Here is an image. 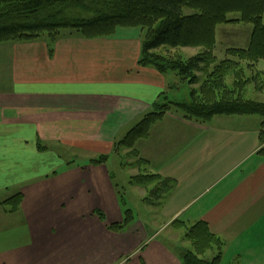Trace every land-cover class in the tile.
<instances>
[{"label":"crops","instance_id":"obj_1","mask_svg":"<svg viewBox=\"0 0 264 264\" xmlns=\"http://www.w3.org/2000/svg\"><path fill=\"white\" fill-rule=\"evenodd\" d=\"M244 29L243 43L226 47H248ZM142 37L140 28H118L107 37L0 45V205L24 196L22 218L3 223L0 206V264H114V239L134 237L136 225L120 234L105 226L123 211L108 159L87 162L109 158L113 143L175 87L170 73L138 64ZM256 67L264 72V59ZM262 122L258 115L200 122L167 111L134 146L163 190L150 201L132 186L160 209L148 220L204 221L225 241L220 264H264Z\"/></svg>","mask_w":264,"mask_h":264},{"label":"trees","instance_id":"obj_2","mask_svg":"<svg viewBox=\"0 0 264 264\" xmlns=\"http://www.w3.org/2000/svg\"><path fill=\"white\" fill-rule=\"evenodd\" d=\"M185 9L194 12L186 14ZM229 13L238 16L229 18ZM232 22L252 24L248 47L229 49L228 54H233L237 60L224 59L212 70H205L214 61L210 50L215 45L217 25ZM118 28L142 30L140 66L151 67L163 74L173 72L179 77L178 85L197 83L198 72H203L205 78L198 91L190 90L188 102L169 101L146 113L113 143V151L118 148L131 150L136 141L147 137L151 127L171 109L180 112L183 118L200 122H208L219 115H258L264 118V102L243 96L249 82L258 83V89H262L264 72L258 70L256 64L264 59V0H0V44L33 41L42 35L48 36L49 44H52L60 36L71 33L84 38L107 37ZM188 46H204L208 50L184 57L178 48ZM241 61H245L250 71L255 68V74L246 76L239 67ZM228 75L233 77L230 86L225 82ZM260 139L263 146L259 153L264 157L262 129ZM131 151L135 153L134 149ZM107 159L106 154H101L90 162L100 165ZM145 163L136 158L134 164H127L140 169L131 176L130 183L146 186L148 192L153 193L154 188L147 185L154 181L161 184L160 176L146 170ZM117 194L121 196L122 191L118 190ZM18 200L19 194L5 201ZM94 213L105 221L101 210L96 209ZM132 220L133 213L126 208L121 221L106 227L123 232ZM180 223L174 222L173 225ZM179 227L188 229L185 235L192 242V249L185 253L183 264H220L225 241L214 235L206 222L200 220Z\"/></svg>","mask_w":264,"mask_h":264},{"label":"rangeland","instance_id":"obj_3","mask_svg":"<svg viewBox=\"0 0 264 264\" xmlns=\"http://www.w3.org/2000/svg\"><path fill=\"white\" fill-rule=\"evenodd\" d=\"M184 11L186 14H190L194 12V10H190V9H185ZM237 16H238L237 13H229V18H234ZM218 26H219L218 40L216 39L217 37H215L214 34L215 45L210 50L211 54L213 55L214 61L209 66L206 67L205 70L207 71L212 70L214 66L221 60L224 59H230L233 61L237 60L236 56H234L231 53L228 54L227 51L231 49V47L228 48L226 46L241 45V42L243 43V40H245V34L242 33V29L244 31L245 30L244 28H247V30H251V32L253 30L252 24L247 22L222 23L217 25V27ZM41 38H45L49 43V38L46 35H42L40 38L28 42H34ZM236 41L237 44H234V42L236 43ZM11 43H22V42H7L1 44H11ZM195 49L196 50L198 49V51H196ZM203 50H208V49L205 48L204 46H199V47L188 46V47L178 48V52L184 57H191ZM171 51L173 52L174 49H172ZM241 62L242 63L239 65V67H241L245 71L246 76H251L252 73L255 74L256 71L255 68L250 71V69L246 66L245 61H241ZM169 73L171 75L172 80L176 82V84L175 87L166 90L167 98H163L160 104H164L169 101L188 102L190 100V90L194 88V90L198 91L202 83V80L205 78L203 72L201 73L198 72L197 83L191 85L188 82H184L178 85L179 82L177 81L179 80V77L176 76L173 72H169ZM225 82L229 86L232 85L233 77L231 75H228L225 78ZM259 86L260 85H258V83L249 82L243 91L244 98L254 101L264 102V79L262 81V89H258ZM134 146L132 147V149H134L135 152L134 154L131 151L132 149L130 150L129 148H123L121 150V148L120 149L118 148V150H114L113 153H110L108 155L109 158L107 161V166L109 168V171L111 172L110 174L112 177L113 184L117 191L118 190L120 192L122 191L121 196H119L118 194L116 196L119 202H121V200H124V204L121 205L123 211L125 210V208L131 209L133 213V220L131 221V223L128 224L127 228L123 232H114L109 229L107 230L111 231V233L113 232V234L115 233L120 234L127 231L130 232L132 226L136 225L133 231V236H134L133 238L130 237L126 238L124 241L114 239V244L112 246L114 250V255L116 251H118L119 253L117 259L115 258L114 264H121L124 262L125 264H183V258L185 253L192 249V245H191L192 242L190 241L189 238H186L185 235L188 229L186 227L185 228L179 227L181 224H185V223L181 221L182 223H180L179 225H173L174 222L179 221L178 219H174L173 221L170 222L168 226H161L160 225L161 218H155V220H148L151 214L157 215L160 209L155 207L149 208L146 204V201L142 200L143 197L139 195L136 189H132V186L134 185L130 183L131 180L130 178L132 175L137 174L140 169L137 167L129 166L127 164L128 163L134 164L136 158L144 160L142 158H139L138 153ZM70 157H71L70 154L66 152L61 155V158L64 160L66 159L68 160L70 159ZM87 163L90 166H96L92 164L90 161H88ZM145 167L147 170L148 169L147 162L145 163ZM154 184H156V187H154ZM158 184H159L158 181H154L149 183L147 186H149L150 188H154L153 190L154 193ZM136 186L141 187V188H137L141 193L146 192L145 194L148 200L150 201L154 200V194L151 193L150 191H149L150 193L148 192L149 189L148 187L145 188L146 186H140V185H136ZM159 190L160 191H157V194L159 195L158 199L161 200L163 190H161V188H159ZM17 194H19L18 201L15 202L5 201L13 197L14 194H12L9 196V198L7 197V199L1 202L2 203L0 205L2 212L1 217L3 218V219L1 218V221L3 223L9 218H13L12 217L13 214H16V218L24 217L23 214L24 196L22 193H16L15 195ZM101 211L105 215V212L103 210ZM123 211H122V219H123ZM105 221H106V215H105ZM115 222L117 223L119 221H115ZM107 225L108 224H106L105 226ZM144 233H146L148 237H150L151 235L153 236V234L155 233L156 234L154 235L153 238H144ZM144 251H146L145 253H147V255L144 254L147 259L143 258L144 255L142 253Z\"/></svg>","mask_w":264,"mask_h":264}]
</instances>
